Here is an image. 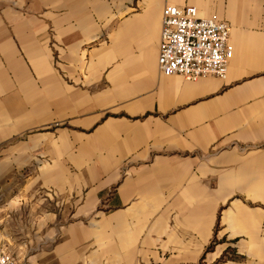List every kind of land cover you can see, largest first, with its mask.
<instances>
[{"label":"crops","instance_id":"obj_1","mask_svg":"<svg viewBox=\"0 0 264 264\" xmlns=\"http://www.w3.org/2000/svg\"><path fill=\"white\" fill-rule=\"evenodd\" d=\"M167 4L229 21L225 78L160 70ZM7 245L18 264H264V0H0Z\"/></svg>","mask_w":264,"mask_h":264},{"label":"built area","instance_id":"obj_2","mask_svg":"<svg viewBox=\"0 0 264 264\" xmlns=\"http://www.w3.org/2000/svg\"><path fill=\"white\" fill-rule=\"evenodd\" d=\"M230 32L229 21L216 12L202 15L193 4L165 5L158 55L160 70L191 80L208 74L225 78L234 54ZM0 264H18V258L3 249Z\"/></svg>","mask_w":264,"mask_h":264},{"label":"rangeland","instance_id":"obj_3","mask_svg":"<svg viewBox=\"0 0 264 264\" xmlns=\"http://www.w3.org/2000/svg\"><path fill=\"white\" fill-rule=\"evenodd\" d=\"M5 247H7V250L12 251V252L16 255V253L14 252V250H12V247H13V246H9V245H7V246H5ZM9 247H10V249H9ZM201 264H203V263H201Z\"/></svg>","mask_w":264,"mask_h":264},{"label":"trees","instance_id":"obj_4","mask_svg":"<svg viewBox=\"0 0 264 264\" xmlns=\"http://www.w3.org/2000/svg\"><path fill=\"white\" fill-rule=\"evenodd\" d=\"M208 248H212V244L208 246Z\"/></svg>","mask_w":264,"mask_h":264}]
</instances>
